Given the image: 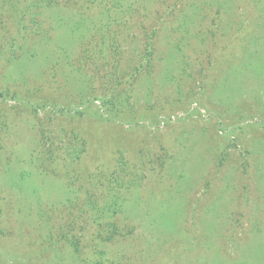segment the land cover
Here are the masks:
<instances>
[{"label":"rangeland","instance_id":"1","mask_svg":"<svg viewBox=\"0 0 264 264\" xmlns=\"http://www.w3.org/2000/svg\"><path fill=\"white\" fill-rule=\"evenodd\" d=\"M23 1L0 264H264V0Z\"/></svg>","mask_w":264,"mask_h":264},{"label":"trees","instance_id":"2","mask_svg":"<svg viewBox=\"0 0 264 264\" xmlns=\"http://www.w3.org/2000/svg\"><path fill=\"white\" fill-rule=\"evenodd\" d=\"M23 2L26 3V6L23 8L24 9L23 12H24L25 10L29 9V7H30L29 3L32 4V0H24ZM21 14H22V11L18 14V16L21 17L24 15V14L23 15H21ZM143 53L144 54L141 57L142 58L141 59L142 64H143V62H148V64H149L151 62L150 60L152 59V56H153V46H152L151 38H150V40H147V42L145 43ZM135 71L138 73L139 69L137 68V69H135ZM0 96H2V95L0 94ZM78 143H79V145L77 148L80 149V151H78L79 152L78 154L81 155L84 152V142L80 140V141H78ZM76 160H77V157H76Z\"/></svg>","mask_w":264,"mask_h":264}]
</instances>
